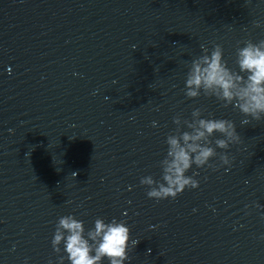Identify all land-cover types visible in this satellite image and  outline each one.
I'll return each mask as SVG.
<instances>
[{
  "label": "water",
  "instance_id": "obj_1",
  "mask_svg": "<svg viewBox=\"0 0 264 264\" xmlns=\"http://www.w3.org/2000/svg\"><path fill=\"white\" fill-rule=\"evenodd\" d=\"M261 39L264 0H0V264H58L67 214L125 220V264H264V119L185 95L201 44L236 71ZM196 107L235 122L240 141L217 149L231 165L149 198L140 178L160 179L173 118Z\"/></svg>",
  "mask_w": 264,
  "mask_h": 264
},
{
  "label": "clouds",
  "instance_id": "obj_2",
  "mask_svg": "<svg viewBox=\"0 0 264 264\" xmlns=\"http://www.w3.org/2000/svg\"><path fill=\"white\" fill-rule=\"evenodd\" d=\"M254 24L260 26L259 21ZM200 47L203 54L187 66L185 95L196 98L203 93L216 97L224 106L232 105L245 117L241 125L264 119V39L247 40L236 48V71L228 66L220 44L211 49L203 44ZM173 123L177 127L167 135L166 154L159 161L160 179L152 175L140 178V184L148 186L146 195L156 200L175 198L186 187H199L196 173L188 175L193 166L215 169L231 165L229 154L218 153L217 149L226 150L240 141L234 121L214 118L211 114L206 117L199 107L193 108L191 119L182 120L177 115ZM152 124L156 127L157 121ZM217 156L220 163L214 165L211 160ZM130 237L131 230L125 220L113 217L106 222L103 217H97L86 230L82 219L67 214L59 217L51 244L55 252L64 254L58 257V264H64L65 260L68 264H104L105 260L108 264H125L129 245L138 243Z\"/></svg>",
  "mask_w": 264,
  "mask_h": 264
}]
</instances>
